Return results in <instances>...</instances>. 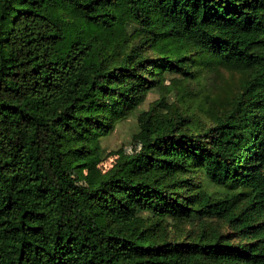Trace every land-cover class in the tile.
<instances>
[{
	"label": "trees",
	"instance_id": "obj_1",
	"mask_svg": "<svg viewBox=\"0 0 264 264\" xmlns=\"http://www.w3.org/2000/svg\"><path fill=\"white\" fill-rule=\"evenodd\" d=\"M218 68L205 118L164 83ZM151 90L140 148L75 182ZM0 264H264V0H0Z\"/></svg>",
	"mask_w": 264,
	"mask_h": 264
},
{
	"label": "rangeland",
	"instance_id": "obj_2",
	"mask_svg": "<svg viewBox=\"0 0 264 264\" xmlns=\"http://www.w3.org/2000/svg\"><path fill=\"white\" fill-rule=\"evenodd\" d=\"M173 82L180 87L185 86L187 96L184 100L192 102L197 109V114H205L204 109L210 106H220L222 100L225 101L233 92H235L241 82L242 75L238 73H231L223 68L216 70L203 69L196 73L193 80L189 82H179L178 78L166 77L164 79L165 85H171ZM162 91V96L167 97L169 103L176 102L173 93L167 95ZM160 97L158 90H151L146 96V100L137 111L127 114L126 118L120 122L115 123V126L107 136L102 137L101 147L102 153L100 158L98 157L97 162L89 170H83L79 172L70 165V161L66 160V166L78 184H87L89 181H94L99 175L107 172L113 165L117 158L116 152L121 150L124 153L136 152L140 148L141 137L138 135V128L136 123V117L138 113L148 107L149 104H153ZM111 101V100H110ZM107 110L112 111L116 114L119 113L118 106L114 102H108ZM203 111V114H202ZM203 118L205 116L203 115ZM206 120V119H205ZM146 216L145 213L141 214ZM166 226L169 235H176V231H179L178 225L168 219L163 222ZM192 229L188 225L183 227L184 231Z\"/></svg>",
	"mask_w": 264,
	"mask_h": 264
}]
</instances>
